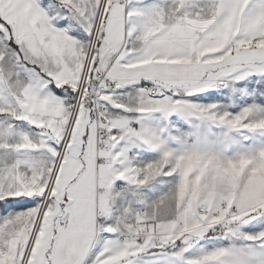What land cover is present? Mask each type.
I'll return each mask as SVG.
<instances>
[{
	"label": "snow or ice",
	"instance_id": "obj_1",
	"mask_svg": "<svg viewBox=\"0 0 264 264\" xmlns=\"http://www.w3.org/2000/svg\"><path fill=\"white\" fill-rule=\"evenodd\" d=\"M0 264H264V0H0Z\"/></svg>",
	"mask_w": 264,
	"mask_h": 264
}]
</instances>
